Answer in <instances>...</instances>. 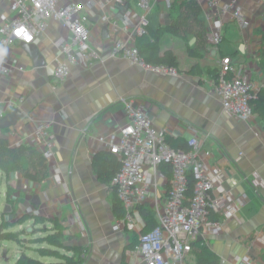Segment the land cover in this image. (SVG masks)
Here are the masks:
<instances>
[{"label": "crops", "instance_id": "crops-1", "mask_svg": "<svg viewBox=\"0 0 264 264\" xmlns=\"http://www.w3.org/2000/svg\"><path fill=\"white\" fill-rule=\"evenodd\" d=\"M73 1L85 4L88 0ZM92 1L84 12L88 16L90 43L98 58L91 64L71 65V74L64 81L55 76L56 59H64L57 42L71 38L62 23L49 20L46 30L37 34L33 42L45 57V66H36L20 42L7 49L10 75H0V143L4 139L11 148L20 149V157L41 169L46 179L35 182L26 178L21 169L7 173L0 169V222L11 219L16 225L22 224L28 234L33 228L40 229L42 234L30 240L56 233L54 225L59 223L64 244L60 253L68 259H77V248L82 261L78 264H132L128 251L151 226L141 209L136 208V227L114 230L117 194L111 184L100 180L94 162L101 154L109 153L110 134L119 132L128 121L124 100L134 99L147 109L155 127L164 129L168 138L197 137L202 157L211 170H222L223 187L231 201L212 216L222 219V230L219 234L199 235L203 239L196 240L201 242L196 251L202 246L212 249L218 256L213 264H264V186L252 184L253 172L264 180V120L257 113L249 121L226 114L216 81V60L229 56L236 66L245 69L257 88L264 83V0H240L248 25L242 27L225 16L223 41L218 46L208 38V0H194L200 6L197 16L168 8L164 0H153L146 14L144 34L123 25L119 29L110 25L116 20L121 22L126 15L139 22L143 12L136 0ZM183 1L172 0V5ZM4 13H8L7 0L0 2V16ZM177 19L182 25L181 34L170 30ZM105 26L109 27L107 38L102 35ZM158 30L160 38L152 42V32ZM142 36L150 37L145 43L153 45L159 55L167 50L176 54L179 76L146 71L127 58L112 56L116 40L138 47ZM190 48L197 53L191 55ZM151 50L147 47L145 56L154 57ZM14 109L18 112L10 119L15 123H3ZM41 121L52 122L55 147L50 158L44 155L36 134ZM36 154L46 158L42 167ZM164 170L165 167L157 176L156 190L161 198L169 187ZM146 206L155 224V208L152 203ZM30 208L40 210V214L32 216ZM32 243L28 245L32 247L29 257L46 264L64 260L43 252L54 247L49 241ZM3 252L6 250L0 253V264H17L18 256ZM190 260L197 264V253L191 254Z\"/></svg>", "mask_w": 264, "mask_h": 264}, {"label": "built area", "instance_id": "built-area-1", "mask_svg": "<svg viewBox=\"0 0 264 264\" xmlns=\"http://www.w3.org/2000/svg\"><path fill=\"white\" fill-rule=\"evenodd\" d=\"M7 1L8 13L0 16V75H10L7 49L16 42L33 43L36 35L46 30L49 20L62 23L71 35L69 40L61 38L57 42L64 59H56V80L67 79L71 74V65L91 64L98 58L90 43L88 16L84 12L86 6L93 4L92 0L85 4L73 0ZM136 1L143 12L139 22L131 21L126 15L121 22L116 20L110 25L115 29L123 25L144 34L148 25L146 14L152 9L153 0ZM164 2L168 8L172 7V0ZM205 11L209 20L208 38L216 46L223 41L225 16H230L242 27L248 25L240 0H208ZM111 52L112 56L127 58L146 71L173 76L180 74L177 68L148 62L138 47L123 43L120 39L112 45ZM216 65L217 94L223 110L239 120L249 121L254 113L252 100L259 90L264 89V83L257 88L244 72L245 69L236 66L229 56L216 60ZM124 110L128 121L119 132L111 133L108 141L109 152L121 161V168L111 183L125 209L124 216L118 217L114 230H120L123 226L134 229L133 211L152 203L157 224L142 232L137 244L129 249L132 264H192L193 243L199 235L219 234L222 230V219L212 217L228 207L231 201L223 187L222 170H211V165L202 157L197 137L189 140L188 150L175 149L167 141V132L155 127L153 118L142 104L134 99H126ZM36 134L44 155L50 158L55 147L52 122H39ZM168 165L171 166L169 187L165 197L161 198L156 190L157 176ZM190 176L195 180L191 197L188 194ZM57 179L61 181L59 170ZM252 184L264 186L258 172H253ZM28 213L38 216L40 210L30 208Z\"/></svg>", "mask_w": 264, "mask_h": 264}, {"label": "trees", "instance_id": "trees-1", "mask_svg": "<svg viewBox=\"0 0 264 264\" xmlns=\"http://www.w3.org/2000/svg\"><path fill=\"white\" fill-rule=\"evenodd\" d=\"M172 8L177 12H182V10H185L192 15L197 16V13H199L200 6L199 4L194 0H184L180 4H177V2H174L172 5ZM181 26L180 20H175L172 25L170 26V30L172 33L175 34H181ZM147 33V32H146ZM161 30H158L157 32H152V42H157L160 38ZM150 37L142 36L141 37V43L138 44V49L140 54L148 61L155 64H166L168 66L177 68L179 71L180 63L178 61V58L176 54L172 50L165 51L162 55H159V51L154 50L152 47L153 45L149 43H145L146 41L150 40ZM147 47L151 48V53H155L154 57H148L145 56V51ZM191 55H195L197 52L195 48H190ZM252 109L254 113H257L263 120H264V89H261L257 92L256 97L252 100ZM168 143L175 149H182V150H188V141L186 138L184 140L182 139H175V138H168ZM20 149H14L11 148L8 143L3 139L0 143V169L4 170L6 173L21 169L24 172V175L29 180L35 181V182H42L46 179V175L41 172V169H37L35 166H31L27 160H25L24 157L21 154H19ZM38 165L42 167L46 163V158L43 154H36ZM94 166L96 168V172L98 173V176L100 180L107 184L112 185V178L113 176L120 170L121 168V161L118 159L117 156H115L112 153H106L101 154L98 156L94 162ZM165 173L169 177L171 175V166H165ZM195 180L192 176L189 178V190L188 194L191 197L193 195V187H194ZM113 186V185H112ZM114 187V186H113ZM115 189V188H114ZM116 191V190H115ZM117 194V192H116ZM118 198V197H117ZM115 212L117 217H122L125 214V209L121 202L118 199V202L115 203L114 206ZM142 215L144 216L147 225L151 226L152 229L156 224H154V221L156 220L152 212L147 206H141L140 207ZM148 229V230H149ZM147 231V230H145ZM6 236H4L1 233L0 228V239L4 240ZM63 234L62 232H59V234L53 235L49 238L50 244H52L54 247H58L56 249H59V247H64L63 244ZM201 242L195 241L193 243V252L197 253V264H213L218 260V256L216 253L212 251V249L208 247L202 246L200 250L196 251V246L200 245ZM76 257L77 259L73 258L72 260L64 257L63 261L61 260L58 263H51V264H78L81 263V254L79 249H77ZM52 248H47L43 250L46 254H51ZM59 251V250H55ZM17 264H46L40 260H36L34 258L29 257L27 254H23L20 258V260L17 262Z\"/></svg>", "mask_w": 264, "mask_h": 264}, {"label": "rangeland", "instance_id": "rangeland-1", "mask_svg": "<svg viewBox=\"0 0 264 264\" xmlns=\"http://www.w3.org/2000/svg\"><path fill=\"white\" fill-rule=\"evenodd\" d=\"M16 225L15 223L11 222V219L9 220H5L3 219L0 222V228H1V233L6 236V238L4 240H0V253L4 250H6L5 253L6 256L8 255H12V257L18 256V261L20 260L21 256L23 254H27L29 249H32L30 245V242L33 241V243L31 245L34 244L35 241H43L44 239L49 241V238L53 235L59 234V232H61V226L59 223L54 225V229H58V231H56V233H49V235H43V238H36L34 240H30V238H33L34 236H38L42 233L40 232V229L37 228H33V232L31 234H28L26 232V229L23 227L22 224ZM36 244V243H35ZM58 247H52V250H54V252L51 251V255H55L59 258H68L66 254H61L60 252L64 251L62 250L60 247L59 249H56ZM55 250H59V251H55ZM195 252V250H194ZM2 253V254H3ZM0 255V259H1ZM17 261V262H18Z\"/></svg>", "mask_w": 264, "mask_h": 264}, {"label": "water", "instance_id": "water-1", "mask_svg": "<svg viewBox=\"0 0 264 264\" xmlns=\"http://www.w3.org/2000/svg\"><path fill=\"white\" fill-rule=\"evenodd\" d=\"M102 35H103V37H106V38L110 35L108 26L103 27ZM22 44H23L24 48L26 49V51L33 58L34 64L36 66L41 67V66H45L47 64L45 57L43 56V54L40 52V50L38 49V47L34 43H22ZM15 112H18V109H14L6 118H4V120H2L3 123H6L7 125L15 123L14 119H10L12 114H14ZM20 116L22 117L23 114H20ZM202 239H203L202 236L198 237V241L202 240Z\"/></svg>", "mask_w": 264, "mask_h": 264}, {"label": "clouds", "instance_id": "clouds-1", "mask_svg": "<svg viewBox=\"0 0 264 264\" xmlns=\"http://www.w3.org/2000/svg\"><path fill=\"white\" fill-rule=\"evenodd\" d=\"M22 31V30H21Z\"/></svg>", "mask_w": 264, "mask_h": 264}]
</instances>
